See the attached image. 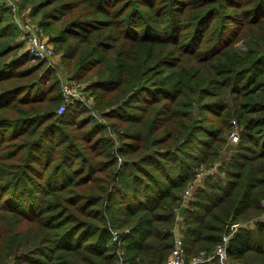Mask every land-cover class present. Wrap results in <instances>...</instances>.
Here are the masks:
<instances>
[{
    "label": "trees",
    "instance_id": "1",
    "mask_svg": "<svg viewBox=\"0 0 264 264\" xmlns=\"http://www.w3.org/2000/svg\"><path fill=\"white\" fill-rule=\"evenodd\" d=\"M18 5L93 103L56 113L0 4V264H164L176 226L189 259L232 221L228 261L264 264V0Z\"/></svg>",
    "mask_w": 264,
    "mask_h": 264
},
{
    "label": "built area",
    "instance_id": "2",
    "mask_svg": "<svg viewBox=\"0 0 264 264\" xmlns=\"http://www.w3.org/2000/svg\"><path fill=\"white\" fill-rule=\"evenodd\" d=\"M0 4L5 5L9 8V12L11 14L12 20L16 23V28L18 32L21 35V38L24 40L25 50L28 51L30 55L33 57L43 60L46 62L48 66H51L52 68H56V62L55 57L56 53L52 45L48 44L46 40H44L42 37L39 36L36 30L35 24H30L28 20H25V23H18L17 15L18 13V7L15 3V0H0ZM67 79V78H66ZM66 79L61 80V93L63 101L57 108V113L61 114L65 110L66 106L72 103H82L86 106L90 105V98L86 99L84 98V94L82 91H77L73 85L72 82ZM233 140L235 141L237 139V135L235 132L231 133ZM187 186L184 190V196L188 197L191 193V191L188 189ZM192 187V186H191ZM261 219L264 220V213L260 216ZM244 223L238 222V221H232L228 222L226 224V231L223 232L221 235V239L219 242L214 246L213 250L209 254L199 253L195 256L190 257L189 259H186L184 257V252L182 248V240L181 237L178 236L175 238L174 246L167 257L164 264H205L206 262L217 260L220 264H246V263H238L233 262L230 263L228 261L227 256V250L226 246L228 243L229 238L237 232L240 227H244Z\"/></svg>",
    "mask_w": 264,
    "mask_h": 264
},
{
    "label": "rangeland",
    "instance_id": "3",
    "mask_svg": "<svg viewBox=\"0 0 264 264\" xmlns=\"http://www.w3.org/2000/svg\"><path fill=\"white\" fill-rule=\"evenodd\" d=\"M18 2H19V0H15V3H16V5H17V7H18V15L16 16L17 17V20H16V22H18V23H25L26 21L25 20H27V19H24L25 17H29L28 16V9H24V10H20L19 9V5H18ZM30 18V17H29ZM36 20H37V18H35V19H33V18H30V20L28 19V21L30 22V24H34L35 22H36ZM31 21H33V22H31ZM21 35H20V33L18 34V38L19 39H21V37H20ZM44 40L45 39H47L46 37L45 38H43ZM239 45H241V42H238L237 43V46H239ZM54 47V46H53ZM55 48V47H54ZM20 50H25V45L23 44V46H22V48L21 49H19V51ZM55 50V53H56V57H55V62H56V68H53L54 69V75L56 76V77H58V78H62V79H66L67 81H71L72 82V85H73V87L77 90V91H82V93L84 94L83 96H84V98H86V99H89L90 98V105L89 106H87V107H90V106H92V103H93V97H90V96H88V93L87 92H84V86H85V84H84V82H81V81H78V80H72L69 76H70V74H71V72L69 73L68 72V70L66 69V63L65 62H62L61 60H60V53L58 52V51H56V49H54ZM62 84V83H61ZM89 113H90V111H88ZM93 112V116L98 120V121H101V123L102 124H105V128H104V132H105V134L108 136V137H113V134L112 133H109V132H112V129L111 128H109L108 126H109V124H110V122H108L107 120H106V118H102V117H100V115H97L94 111H92ZM56 113H57V109H56ZM57 114H59V113H57ZM218 116L219 115H214V117L215 118H217L218 119ZM215 122H213L214 124H215V128L216 129H218V130H221V132H222V122H216V120H214ZM232 123V122H231ZM69 126H70V124H69ZM232 128V131L231 132H237V130L235 129L236 128V126L234 125V127L232 126L231 127ZM58 135H59V133H58ZM57 135V136H58ZM56 136V137H57ZM232 136L233 135H231V134H229V136H228V143L230 142L231 144H234V143H236L237 142V139L234 141L233 140V138H232ZM229 143V144H230ZM227 147V143H226V145L224 146V148H226ZM231 150H229L228 152H230ZM227 154V150H222V154H220L221 156H223V157H225V155L224 154ZM220 156V157H221ZM216 171V165L215 166H212V167H210V168H208V169H206L205 171H204V173H202V171L199 173V176L197 175L196 176V179L190 184V185H188V186H190V187H188V189L190 190V191H192L197 185H199V184H197V180L200 178V180H205V178H206V176L208 175V174H211V173H213V172H215ZM216 173H217V171H216ZM207 174V175H206ZM220 177H222V175H219ZM192 186V187H191ZM240 263H242V262H240Z\"/></svg>",
    "mask_w": 264,
    "mask_h": 264
},
{
    "label": "crops",
    "instance_id": "4",
    "mask_svg": "<svg viewBox=\"0 0 264 264\" xmlns=\"http://www.w3.org/2000/svg\"><path fill=\"white\" fill-rule=\"evenodd\" d=\"M24 19H27L28 20V17H25ZM31 22H33V21H31ZM36 23V22H35ZM34 23V24H35ZM21 37V36H20ZM202 173H204V171L202 172ZM198 176H199V174H198ZM202 183V180H200V178L197 180V184H201ZM181 227V226H180ZM180 227L179 226H176V228H175V232H176V238L178 237V234H179V232H180ZM175 241V240H174ZM169 256V255H168Z\"/></svg>",
    "mask_w": 264,
    "mask_h": 264
}]
</instances>
